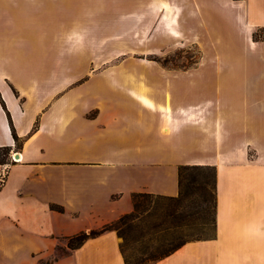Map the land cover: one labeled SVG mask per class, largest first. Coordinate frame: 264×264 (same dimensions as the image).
<instances>
[{"label":"crops","instance_id":"crops-1","mask_svg":"<svg viewBox=\"0 0 264 264\" xmlns=\"http://www.w3.org/2000/svg\"><path fill=\"white\" fill-rule=\"evenodd\" d=\"M222 2L0 0V62L13 69L17 61H35L18 73L0 69V147L21 156L0 164V264H38V255H49L62 239L131 212L133 193L177 196L181 165L216 167V234L153 264H264V123L253 114L239 118L237 104L218 93L172 85L169 76L188 68H163L160 85L148 80V70L73 74L68 65L74 55L80 65L84 54L67 48V39H99L93 29L101 12L136 3L138 24L165 29L169 39H188L184 26L206 28L201 13L218 8L251 48L264 46L253 37L264 28V0ZM255 105L264 108L263 101ZM24 234L34 247L20 261ZM79 249L88 256L76 264H125L115 231Z\"/></svg>","mask_w":264,"mask_h":264},{"label":"rangeland","instance_id":"rangeland-1","mask_svg":"<svg viewBox=\"0 0 264 264\" xmlns=\"http://www.w3.org/2000/svg\"><path fill=\"white\" fill-rule=\"evenodd\" d=\"M210 3H215L216 7L223 5L222 0H210ZM261 7L264 8L263 3ZM128 8V11L122 9L100 13V27L93 29L94 35L99 39H67V48L72 47L77 52L82 48L84 54L82 60H79L80 65H75L79 59L77 55L68 61L69 67L75 69L73 74H80L93 67H98L100 71L148 70L151 71L148 80L163 85L165 79L160 76V70L188 68L184 73L170 75L171 84L190 88L194 86L195 95L199 94V90L202 92V89H205L204 94L213 98L218 93L223 102L229 100L237 104V110H241L237 114L239 118L251 120L253 114L264 123V108L255 105L256 102H264V46L251 48L250 41L241 39L239 30L224 19V12H220L218 8L214 12L206 11L207 14L204 11L201 18L205 20L206 28H200L197 23L193 28L184 26V36L188 39H169V33L165 29H156L148 23L138 24L136 14L133 16L132 12L139 8L137 3ZM198 33L203 39L195 38ZM253 37L256 41L264 40V28L255 30ZM6 41V45H9L7 51L12 50L10 41ZM29 41L38 50L33 39ZM51 44V40L46 42L48 47ZM34 62L29 57L24 61H17L13 69L0 62V69L8 73L11 69L30 70L34 68ZM170 204L168 200L156 198L146 202L133 229V233L137 237L141 236V240L133 244L131 252L142 248H148L147 253L158 252L183 239L205 238L214 234L213 223L209 222L213 206L209 213L204 209L194 215V208L187 204V207L182 206L173 217L168 215ZM119 238L121 244L123 238ZM19 243V260H29L34 247L30 236L20 235ZM39 243L43 244L44 241ZM65 247L64 238L49 255H38V264H54V259L61 257L64 260L62 264H76L88 256V252L81 251L80 247L71 251L72 253L63 254Z\"/></svg>","mask_w":264,"mask_h":264},{"label":"trees","instance_id":"trees-1","mask_svg":"<svg viewBox=\"0 0 264 264\" xmlns=\"http://www.w3.org/2000/svg\"><path fill=\"white\" fill-rule=\"evenodd\" d=\"M13 135L16 142L19 143L15 131H13ZM10 152L11 148L9 146L0 147V164L8 162ZM152 198L168 200L171 203L168 215L173 217L176 216L182 206L187 207L189 205L194 208V215L201 210L204 211V209L209 213L213 206V215L209 222L213 223L214 234L205 238L183 239L170 248L158 252L147 253L148 248L133 249L131 252L133 244L141 240V236L137 237L133 233L134 222L139 218V214L145 208L146 202ZM132 203V211L120 216L118 219L99 228L81 231L66 237V247L63 249V254L81 247L90 238L98 237L107 231H115L118 236L123 238V242L120 244V251L125 264H153L174 253L187 242L214 238L216 234L217 206L216 167L211 165H181L179 167V193L177 196L136 192L132 194ZM51 209L60 212L64 211L63 207L54 204L51 205ZM195 218L197 219L196 216ZM56 260L57 258L54 259V262Z\"/></svg>","mask_w":264,"mask_h":264},{"label":"built area","instance_id":"built-area-1","mask_svg":"<svg viewBox=\"0 0 264 264\" xmlns=\"http://www.w3.org/2000/svg\"><path fill=\"white\" fill-rule=\"evenodd\" d=\"M16 155H19L18 157ZM21 159V156L19 154V152L15 151V152H11L9 157H8V162L9 163H17L19 160ZM5 177L4 174L1 173L0 174V185H2L4 183Z\"/></svg>","mask_w":264,"mask_h":264},{"label":"water","instance_id":"water-1","mask_svg":"<svg viewBox=\"0 0 264 264\" xmlns=\"http://www.w3.org/2000/svg\"><path fill=\"white\" fill-rule=\"evenodd\" d=\"M17 157L19 156V155H16Z\"/></svg>","mask_w":264,"mask_h":264}]
</instances>
